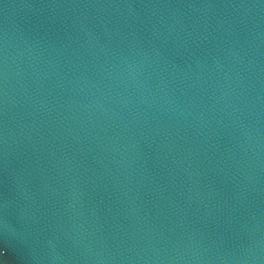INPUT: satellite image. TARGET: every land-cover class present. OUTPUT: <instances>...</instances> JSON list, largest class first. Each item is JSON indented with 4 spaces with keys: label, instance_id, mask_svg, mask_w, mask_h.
I'll use <instances>...</instances> for the list:
<instances>
[{
    "label": "water",
    "instance_id": "1",
    "mask_svg": "<svg viewBox=\"0 0 264 264\" xmlns=\"http://www.w3.org/2000/svg\"><path fill=\"white\" fill-rule=\"evenodd\" d=\"M0 264H264V0H0Z\"/></svg>",
    "mask_w": 264,
    "mask_h": 264
}]
</instances>
